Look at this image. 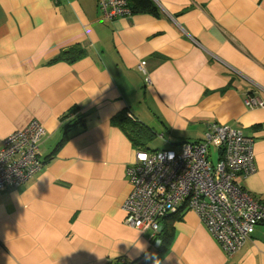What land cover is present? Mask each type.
I'll return each instance as SVG.
<instances>
[{
    "label": "crops",
    "instance_id": "0c3cea01",
    "mask_svg": "<svg viewBox=\"0 0 264 264\" xmlns=\"http://www.w3.org/2000/svg\"><path fill=\"white\" fill-rule=\"evenodd\" d=\"M154 2L159 18L108 21L96 0H0V149L33 121L45 129L41 172L0 194V264H141L155 252L124 224L139 151L112 122L121 113L155 135L202 138L215 124L252 138L255 172L239 181L264 205V108L245 105L264 102V0ZM75 46L81 59L48 63ZM174 227L153 264H264V225L233 256L194 212Z\"/></svg>",
    "mask_w": 264,
    "mask_h": 264
},
{
    "label": "built area",
    "instance_id": "2783aa9c",
    "mask_svg": "<svg viewBox=\"0 0 264 264\" xmlns=\"http://www.w3.org/2000/svg\"><path fill=\"white\" fill-rule=\"evenodd\" d=\"M96 2L105 20L133 15L127 0ZM144 65L145 62L140 65L143 72ZM245 105L250 109L264 108V102L253 95L247 96ZM44 136V127L33 121L4 139L0 149V194L18 188L41 172L40 144ZM253 145L254 140L241 131L214 124L203 142L183 143L178 150L137 152L128 170L132 189L122 207L124 224L149 232V242L158 250L162 219L180 210L191 211L224 252L235 255L257 226L264 225V205L239 181L255 172ZM212 147L216 148L215 161Z\"/></svg>",
    "mask_w": 264,
    "mask_h": 264
},
{
    "label": "trees",
    "instance_id": "16d2710c",
    "mask_svg": "<svg viewBox=\"0 0 264 264\" xmlns=\"http://www.w3.org/2000/svg\"><path fill=\"white\" fill-rule=\"evenodd\" d=\"M127 3L134 15L147 14L159 18L162 14L161 9L157 6L154 0H127ZM84 54V49L79 46H75L61 52L56 58L50 60L48 63H74L75 61L81 59ZM66 118V116L63 117L62 121H65ZM75 121L76 123H74V125H67V131L72 130L78 125H82L84 122L82 119H78ZM112 122L115 126L119 127L122 131L127 134V136L132 141L135 148L138 149V151L151 153L155 152L147 148L148 144L153 141L154 137H156V135L147 126L141 123H137V121L133 118H129L128 114L126 113H121L117 115L112 120ZM62 143L63 142H61V144ZM185 212V210H180L177 214L162 219V232L160 234V238L162 241L161 246L158 250H155V252L151 256L146 258L141 264H153L154 261L158 260L161 255L170 248L175 237L174 223L180 221L183 218V214Z\"/></svg>",
    "mask_w": 264,
    "mask_h": 264
},
{
    "label": "rangeland",
    "instance_id": "374dc122",
    "mask_svg": "<svg viewBox=\"0 0 264 264\" xmlns=\"http://www.w3.org/2000/svg\"><path fill=\"white\" fill-rule=\"evenodd\" d=\"M38 122V121H37ZM157 127H159L157 125ZM157 132V136L154 137L153 141L149 143V148L152 151H161V150H178L181 145L185 142H203L205 139V134L202 138L199 136H186L183 133L171 132V130H166L163 132ZM216 148L212 147V160L215 161ZM217 159V158H216ZM44 165V162H43Z\"/></svg>",
    "mask_w": 264,
    "mask_h": 264
},
{
    "label": "bare ground",
    "instance_id": "6f19581e",
    "mask_svg": "<svg viewBox=\"0 0 264 264\" xmlns=\"http://www.w3.org/2000/svg\"><path fill=\"white\" fill-rule=\"evenodd\" d=\"M161 151H164V150H161Z\"/></svg>",
    "mask_w": 264,
    "mask_h": 264
}]
</instances>
